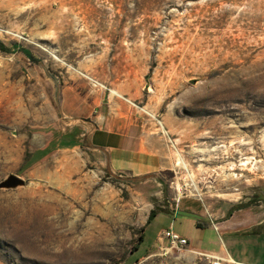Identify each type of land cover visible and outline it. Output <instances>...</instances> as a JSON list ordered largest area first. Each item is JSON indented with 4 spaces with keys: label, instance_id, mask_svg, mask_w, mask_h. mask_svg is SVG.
<instances>
[{
    "label": "rangeland",
    "instance_id": "374dc122",
    "mask_svg": "<svg viewBox=\"0 0 264 264\" xmlns=\"http://www.w3.org/2000/svg\"><path fill=\"white\" fill-rule=\"evenodd\" d=\"M99 94L158 130L168 167L103 172L85 142L44 156ZM11 173L26 185L0 188V264H209L167 229L234 255L207 216L147 221L185 194L264 218V0H0V181Z\"/></svg>",
    "mask_w": 264,
    "mask_h": 264
},
{
    "label": "crops",
    "instance_id": "0c3cea01",
    "mask_svg": "<svg viewBox=\"0 0 264 264\" xmlns=\"http://www.w3.org/2000/svg\"><path fill=\"white\" fill-rule=\"evenodd\" d=\"M106 96L99 94L74 127L55 130L45 156L55 149H68L72 143L77 147L79 142L81 145L85 142L90 151L88 160L103 172L130 174L136 181L144 182L143 179L168 167L170 153L158 130L147 128L138 117V110L132 109L128 101ZM182 208L207 216L208 220L197 222L199 226L214 225L234 236V255L231 251L215 254L230 256L235 264H264V215L256 222L250 207L232 210L223 198L194 194L181 195L166 212Z\"/></svg>",
    "mask_w": 264,
    "mask_h": 264
},
{
    "label": "built area",
    "instance_id": "2783aa9c",
    "mask_svg": "<svg viewBox=\"0 0 264 264\" xmlns=\"http://www.w3.org/2000/svg\"><path fill=\"white\" fill-rule=\"evenodd\" d=\"M161 125L162 122L160 121ZM163 126V125H162ZM160 239H168L171 245L177 247H188L190 250L196 252L201 259H204L209 262V264H235L234 259L230 256H222L211 252L197 251L189 246L190 241L188 238L181 236L179 233L174 232L171 229L163 231L160 236Z\"/></svg>",
    "mask_w": 264,
    "mask_h": 264
},
{
    "label": "trees",
    "instance_id": "16d2710c",
    "mask_svg": "<svg viewBox=\"0 0 264 264\" xmlns=\"http://www.w3.org/2000/svg\"><path fill=\"white\" fill-rule=\"evenodd\" d=\"M73 145H74V143H72ZM43 152H45V155H46V147L43 149ZM44 155V156H45ZM32 156V155H31ZM30 156V157H31ZM32 163V161H31V159L29 158V159H27V163ZM28 163V164H29ZM243 205H237V206H235L232 210H234V209H236V208H241ZM161 211H166V209H164V208H159V209H157V208H153L152 210H151V212H150V214H149V217H148V221H147V223H149L150 222V220L154 217V216H156V214L158 213V212H161ZM147 223L140 229V233H139V237H138V239H137V242H136V244L133 246V252H135V250H137L138 248H139V244L142 242V241H144V239H145V234H146V226H147Z\"/></svg>",
    "mask_w": 264,
    "mask_h": 264
},
{
    "label": "water",
    "instance_id": "95a60500",
    "mask_svg": "<svg viewBox=\"0 0 264 264\" xmlns=\"http://www.w3.org/2000/svg\"><path fill=\"white\" fill-rule=\"evenodd\" d=\"M26 185V180L17 174L11 173L5 179L0 181V188L11 189Z\"/></svg>",
    "mask_w": 264,
    "mask_h": 264
},
{
    "label": "bare ground",
    "instance_id": "6f19581e",
    "mask_svg": "<svg viewBox=\"0 0 264 264\" xmlns=\"http://www.w3.org/2000/svg\"><path fill=\"white\" fill-rule=\"evenodd\" d=\"M112 94H120L116 89H112ZM245 163V162H244ZM234 165V164H233Z\"/></svg>",
    "mask_w": 264,
    "mask_h": 264
}]
</instances>
